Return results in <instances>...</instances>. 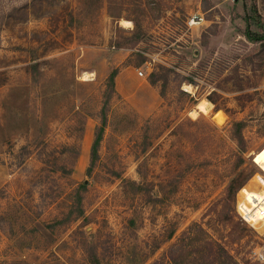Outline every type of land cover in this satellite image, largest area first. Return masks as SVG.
Wrapping results in <instances>:
<instances>
[{
    "label": "rangeland",
    "instance_id": "374dc122",
    "mask_svg": "<svg viewBox=\"0 0 264 264\" xmlns=\"http://www.w3.org/2000/svg\"><path fill=\"white\" fill-rule=\"evenodd\" d=\"M262 27L264 0H0V264H124L166 220L145 264H264L236 211L264 194V40L244 37ZM128 66L145 114L109 87Z\"/></svg>",
    "mask_w": 264,
    "mask_h": 264
},
{
    "label": "trees",
    "instance_id": "16d2710c",
    "mask_svg": "<svg viewBox=\"0 0 264 264\" xmlns=\"http://www.w3.org/2000/svg\"><path fill=\"white\" fill-rule=\"evenodd\" d=\"M264 29V27H262ZM244 37L252 42V43H259L262 40H264V35H251V33L249 32V30H246L244 33ZM118 70L117 68L112 70V72L109 74L108 76V81H109V87L111 89L114 88V78L117 75ZM153 78V77H152ZM148 83L150 86L154 87L156 85V81L154 79H148ZM104 124V122H103ZM101 132H102V128L98 129V132L95 136L94 142L92 144V148H91V155L92 157L97 155V145L100 141L101 138ZM232 136L233 139L236 142V145L238 147V150L242 153L246 152L245 149V142H244V138L243 135L241 133L240 127H239V123H235L233 125V129H232ZM237 187H236V183L235 180H231L229 182L228 188H227V196L228 198H230L229 200H231L233 198V196L235 195V193L237 192ZM163 197L161 198H155V201L157 202H163ZM164 219H166L164 217ZM128 225L131 226L133 225V220L130 219L128 221ZM176 223H170L166 220V224L163 225L162 229L160 230V233L158 235V238L156 240V244L153 246H149L148 250H141V251H137V252H133L132 256H128V258L124 259V264H145L152 255H154V253L168 240H170L172 238V236L175 233V227H176ZM213 243L217 244L216 242L213 241ZM220 253L221 255H223V257L228 261L229 264H236V262H234V260H232V258H230V256H228V254L226 253V251L223 248H220ZM171 250L168 251V253H165L161 256V258L157 261H155L153 264H164L166 261V264H171V258H169V254H170Z\"/></svg>",
    "mask_w": 264,
    "mask_h": 264
},
{
    "label": "crops",
    "instance_id": "0c3cea01",
    "mask_svg": "<svg viewBox=\"0 0 264 264\" xmlns=\"http://www.w3.org/2000/svg\"><path fill=\"white\" fill-rule=\"evenodd\" d=\"M130 66L124 67L120 73L117 74V79H124V99L132 105V107L140 114H145L150 107V101L146 96L147 89L138 90L134 87L133 81L136 78L135 74L130 70ZM116 77V76H115ZM148 85V84H147ZM148 87H150L148 85ZM149 91V90H148ZM9 177V172L5 165L0 163V187L6 183Z\"/></svg>",
    "mask_w": 264,
    "mask_h": 264
},
{
    "label": "built area",
    "instance_id": "2783aa9c",
    "mask_svg": "<svg viewBox=\"0 0 264 264\" xmlns=\"http://www.w3.org/2000/svg\"><path fill=\"white\" fill-rule=\"evenodd\" d=\"M203 20L202 14H193L186 19L185 24L188 28H191L200 25ZM138 75L142 76V73L138 72ZM236 211L239 219L251 228L258 229L264 225V204L258 208L253 207V204L244 196L240 201L237 199ZM257 259L264 261L263 254L258 252Z\"/></svg>",
    "mask_w": 264,
    "mask_h": 264
},
{
    "label": "bare ground",
    "instance_id": "6f19581e",
    "mask_svg": "<svg viewBox=\"0 0 264 264\" xmlns=\"http://www.w3.org/2000/svg\"><path fill=\"white\" fill-rule=\"evenodd\" d=\"M83 79L89 80V77L84 76ZM252 162L259 167V169L261 170V172L264 175V146L257 153L254 154V156L252 158ZM257 181L259 182V184L264 186V180L261 176L257 177ZM243 194H244V196H246V198L249 200V202H251L253 204V207L258 208L259 206H263L264 194L259 196V195H256L255 193L247 192L245 189L243 190Z\"/></svg>",
    "mask_w": 264,
    "mask_h": 264
},
{
    "label": "water",
    "instance_id": "95a60500",
    "mask_svg": "<svg viewBox=\"0 0 264 264\" xmlns=\"http://www.w3.org/2000/svg\"><path fill=\"white\" fill-rule=\"evenodd\" d=\"M235 2L237 1V0H234Z\"/></svg>",
    "mask_w": 264,
    "mask_h": 264
}]
</instances>
